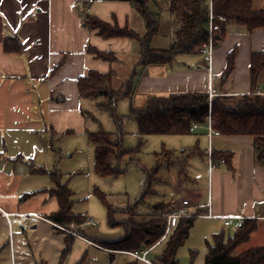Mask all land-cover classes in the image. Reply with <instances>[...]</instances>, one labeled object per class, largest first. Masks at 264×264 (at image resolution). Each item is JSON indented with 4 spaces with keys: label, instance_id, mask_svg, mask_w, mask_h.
Segmentation results:
<instances>
[{
    "label": "crops",
    "instance_id": "obj_1",
    "mask_svg": "<svg viewBox=\"0 0 264 264\" xmlns=\"http://www.w3.org/2000/svg\"><path fill=\"white\" fill-rule=\"evenodd\" d=\"M168 6L169 0L148 3L149 11L157 19V31L149 43L153 49H167L174 41L175 27ZM251 6L255 12L264 11V0H251ZM87 17L127 28L140 37L147 32L144 18L132 2L125 0H95L89 7L86 0H0V222L6 229L4 244L12 257L15 255L11 242L12 234H17L15 227L20 224L18 227L24 230L21 223L28 222L21 221L17 215L30 212L19 210L18 202L25 200H19L18 193L11 190L19 175L15 174V169L10 170V165L16 159L33 157L39 133L44 139L75 132L86 134L87 120L91 119L87 114L92 116L90 110L97 108V102L80 97L78 80L90 71L112 72L114 90L122 89L136 71L131 97L126 99L129 108L130 105L143 108L154 97L209 94L210 89L215 94L212 98L264 91V66L255 78L251 74L254 55L264 56V28L249 30L233 21L222 25L216 35L210 67L199 50L178 53L168 64L138 67L141 56L138 41L127 37L103 38L98 29L86 25ZM159 40H166L167 48L158 44ZM6 41L19 43L23 51L6 52ZM90 49L112 53L115 60L98 59ZM192 134L207 138V152L210 147L212 151L230 153V165L208 173L207 205L204 191L193 189L191 196L184 195L181 199L171 196L164 200V209H171L186 199L191 205L188 210L195 217L191 233L197 224H207L211 233H224L226 238H231L245 219H255L257 230L238 248L237 254L262 247L264 168L256 159L253 138L210 134L208 124L198 126ZM207 152H201L199 141L190 150L191 156L200 155L204 170L207 169ZM198 175L192 172L190 179ZM40 195L51 199V194L48 196L45 191ZM36 225V222L31 224V229ZM83 227L76 237L57 232L51 226L56 236L63 237L57 248V264L70 238L72 249L65 264H72L85 248L98 247Z\"/></svg>",
    "mask_w": 264,
    "mask_h": 264
},
{
    "label": "trees",
    "instance_id": "obj_2",
    "mask_svg": "<svg viewBox=\"0 0 264 264\" xmlns=\"http://www.w3.org/2000/svg\"><path fill=\"white\" fill-rule=\"evenodd\" d=\"M132 2L136 11L144 18L146 34L140 37L137 33L127 28L110 26L95 18L87 17L86 25L98 29L103 38L127 37L139 42L141 56L138 67L153 64H168L178 53L197 52L205 41L208 32V15L210 10L215 15H223L228 21L246 26L249 30L264 28V11H253L251 0H169L168 10L172 16L175 27L174 41L167 49H153L150 39L157 31V19L149 11L150 0H125ZM6 52L21 53L22 46L13 41L4 43ZM90 52L96 58L113 62L112 53H103L95 49ZM256 61V62H255ZM251 66L252 77L255 78L264 66V56L253 57ZM230 68L228 67L227 72ZM136 76L134 71L119 90L112 88L113 73L101 74L90 71L88 75L78 80L79 95L83 99L97 102V108L107 110L115 123L121 128L123 120H135L141 138L148 135H190L193 124L205 126L208 121L214 132L222 136H250L253 138L255 156L258 163L264 168V96L255 92L239 97L219 96L210 100L206 93L171 94L167 97H154L143 108L130 105L125 116L117 115V105L122 99H130L133 82ZM90 118L89 114H87ZM88 140L95 145L94 169L101 177H118L122 171L114 168V162H120L127 152L122 147V136L112 133L86 131ZM214 159H224L226 166L230 165L231 154L212 151ZM40 173H45L41 170ZM56 185L50 194L58 203V211L51 214L48 219L57 225L65 226L70 223L84 224L86 217L72 213V192L59 181L58 174L51 175ZM98 194V193H97ZM108 210L112 226L114 211L106 202L102 194H98ZM163 205L156 207V212L148 216L147 221L135 223L125 221L122 224L124 234L117 240L97 241L104 249L113 251L131 252L141 250L143 247L154 246L163 236L166 221L161 214L165 211ZM195 217L182 218L178 221L173 233L161 247L154 264H178V249L189 237L194 226ZM120 224V225H121ZM255 219H245L231 238H226L224 233L213 236L212 243L206 242L207 252L204 264H264V245L250 249L241 254L236 250L248 242L253 232L257 230ZM57 232L55 227H53ZM72 238L68 239L61 252L59 264H65L72 249ZM196 255L191 251V258ZM114 256L110 255L109 264H113ZM137 260L127 264H137Z\"/></svg>",
    "mask_w": 264,
    "mask_h": 264
},
{
    "label": "rangeland",
    "instance_id": "obj_3",
    "mask_svg": "<svg viewBox=\"0 0 264 264\" xmlns=\"http://www.w3.org/2000/svg\"><path fill=\"white\" fill-rule=\"evenodd\" d=\"M163 3V2H162ZM161 42V43H159ZM158 44L166 47V40H159ZM93 118L87 120L89 132L112 133L122 136V147L126 154L120 162H114L121 174L118 177H101L94 169L95 145L85 133L56 135L44 139L42 133L38 135V144L33 149L31 159H16L10 165L19 176L13 182L12 191L19 195V210L30 212L20 215L50 216L57 211L58 204L54 197L43 198L45 191L48 196L56 185L51 175L58 174L61 184L72 192V213L81 217L92 218L96 226L70 223L63 226L67 231L80 235L83 231L97 241H112L124 234L121 223L133 221L142 223L147 217L156 212V207L164 205V200L191 196L193 189L204 191V201L208 204V171L204 170V163L200 155H190V150L198 143L201 152H207V138L195 134L178 135H148L139 136L138 125L135 120H123L121 128L110 116L109 111L93 107ZM117 115L125 116L129 112V103L122 99L117 105ZM207 164V153H205ZM3 166V165H2ZM206 166V165H205ZM44 170L45 173H40ZM192 172L199 173L196 179H190ZM102 194L106 202L114 211L113 221L118 224L112 226L106 206L99 198ZM40 195V196H39ZM44 200H47L44 202ZM204 205V203H202ZM162 216V214H161ZM163 217V216H162ZM35 218L37 227L31 229V222L21 223L24 230L18 226L16 236H13V257L6 247L7 232L0 222V264H57L58 246L63 241L62 236H56L48 222ZM45 222V223H44ZM121 224V225H120ZM18 227V228H17ZM53 227V226H52ZM175 229V228H174ZM174 229L166 238H161L155 245L158 247L149 252L147 259L155 263L161 247L168 240ZM207 224H197L185 243L178 249V264H204L206 241L212 243L213 235ZM55 230V229H54ZM16 231V230H15ZM69 235V234H68ZM4 244V247L2 246ZM85 248L72 264H109V252L100 249L101 245ZM74 247V245H73ZM148 247H143L147 249ZM15 251V252H14ZM191 251L196 255L192 259ZM238 249L236 254L238 253ZM123 252V251H119ZM115 264H127L135 261L131 256L114 254ZM137 264H145L140 261Z\"/></svg>",
    "mask_w": 264,
    "mask_h": 264
},
{
    "label": "built area",
    "instance_id": "obj_4",
    "mask_svg": "<svg viewBox=\"0 0 264 264\" xmlns=\"http://www.w3.org/2000/svg\"><path fill=\"white\" fill-rule=\"evenodd\" d=\"M94 1L95 0H86V6L89 7L90 5L94 3ZM86 11L88 12L89 8H87ZM227 22L228 20L225 16L215 15L210 10L209 15H208L207 37L199 48V53L202 55L203 60L208 65V67H210V65L212 64L214 49H215V42H216V35L220 32L222 25L226 24ZM255 94L264 96V91H256ZM208 95L211 100L212 97L215 95L214 91L210 89V92ZM197 127H198L197 124H193L192 127L190 128V131L193 132ZM208 131L210 134L219 135L218 133L212 130L210 121H208ZM224 165H226L225 160L224 159H214L212 156V150L209 147L208 152H207L208 173L211 174L214 170ZM190 206H191L190 202L184 199V200H181L175 207H172L171 209H166L162 213V216L164 217L166 221V229H165L163 238H166V236L170 234V232L176 227L180 219L193 217V215L188 210ZM17 218H19L21 221H28V222L30 221L32 224L35 223V218H37L39 220L48 222L53 227H55L57 230H61V231L65 230L63 226L54 224L48 218L42 217L39 215H20V217H17ZM84 224L87 226H96V223L92 218H86V221ZM67 232L68 234L72 236H76V237L79 236L78 234L74 232H70V231H67ZM156 246L157 245H154V246L148 247L147 249H141V250H136V251H131V252H124V251L119 252V251H113V250H108L104 248H100V249H104L111 254L124 253L142 263L154 264L153 262L149 261L147 257L149 255V252H151ZM113 264L115 263L113 262Z\"/></svg>",
    "mask_w": 264,
    "mask_h": 264
},
{
    "label": "water",
    "instance_id": "obj_5",
    "mask_svg": "<svg viewBox=\"0 0 264 264\" xmlns=\"http://www.w3.org/2000/svg\"><path fill=\"white\" fill-rule=\"evenodd\" d=\"M218 39V37H216Z\"/></svg>",
    "mask_w": 264,
    "mask_h": 264
}]
</instances>
